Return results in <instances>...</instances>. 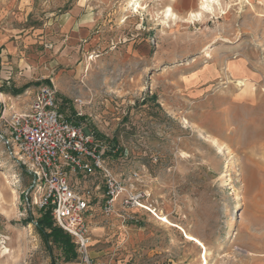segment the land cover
<instances>
[{
  "label": "rangeland",
  "instance_id": "rangeland-1",
  "mask_svg": "<svg viewBox=\"0 0 264 264\" xmlns=\"http://www.w3.org/2000/svg\"><path fill=\"white\" fill-rule=\"evenodd\" d=\"M200 1L0 0V108L51 84L120 149L104 157L124 187L111 212L101 175L78 185L101 264H264V0ZM6 119L0 264H66L35 228ZM132 193L140 206L124 204Z\"/></svg>",
  "mask_w": 264,
  "mask_h": 264
},
{
  "label": "built area",
  "instance_id": "built-area-1",
  "mask_svg": "<svg viewBox=\"0 0 264 264\" xmlns=\"http://www.w3.org/2000/svg\"><path fill=\"white\" fill-rule=\"evenodd\" d=\"M9 78L7 75L6 81ZM7 114L6 140L14 147L13 153L29 177L23 199L38 211L49 209L54 223L73 238L78 259L66 264H101L89 254L86 218L94 198L89 188L80 190L78 185L84 179L93 181L101 175L105 187L103 208L107 213L112 211L115 198L124 187L105 166L108 145L98 139L95 130L70 119L84 115L77 109L74 114H67L51 84L37 86L20 110L7 113L5 106L1 107L0 119ZM96 182L93 184L97 187ZM141 197L142 194L132 193L123 202L140 206Z\"/></svg>",
  "mask_w": 264,
  "mask_h": 264
},
{
  "label": "trees",
  "instance_id": "trees-1",
  "mask_svg": "<svg viewBox=\"0 0 264 264\" xmlns=\"http://www.w3.org/2000/svg\"><path fill=\"white\" fill-rule=\"evenodd\" d=\"M72 113L74 114V110H72ZM82 118L84 117H79L76 121H79ZM70 119L72 120L71 117ZM96 136L99 137L97 132ZM106 144L109 147L106 151V156L115 158L120 155V149L115 143L111 145V142H108ZM38 212L40 215L36 219L35 228L40 233L47 248L49 250H52V247L58 248L62 259L66 263L77 261V247L73 238L54 223L51 219L49 209H40Z\"/></svg>",
  "mask_w": 264,
  "mask_h": 264
},
{
  "label": "bare ground",
  "instance_id": "bare-ground-1",
  "mask_svg": "<svg viewBox=\"0 0 264 264\" xmlns=\"http://www.w3.org/2000/svg\"><path fill=\"white\" fill-rule=\"evenodd\" d=\"M218 0H202V1H200V2H202L201 3V9H203L204 11H209V10H212L211 8H212V6H213V4L215 3V2H217ZM199 6H200V4H199ZM168 9V8H167ZM203 13V12H202ZM202 13H201V15H202ZM190 14V13H189ZM173 15H174V13H173V11L171 10V9H168V10H166V14H165V16L166 17H173ZM191 16V15H190ZM195 16V15H194ZM197 17V16H196ZM191 18H192V16H191ZM231 67H234V64H231L230 65ZM242 83V82H241ZM4 99V98H3ZM13 177H15L14 176V174L11 172L10 173V176H9V178H13ZM14 193V196H13V199H14V201H17L18 200V192L17 191H14L13 192ZM118 199V197H116L115 198V200H117Z\"/></svg>",
  "mask_w": 264,
  "mask_h": 264
},
{
  "label": "crops",
  "instance_id": "crops-1",
  "mask_svg": "<svg viewBox=\"0 0 264 264\" xmlns=\"http://www.w3.org/2000/svg\"><path fill=\"white\" fill-rule=\"evenodd\" d=\"M9 69L11 70V67H4L3 70L1 71V73H7L8 75H10L11 73L9 72Z\"/></svg>",
  "mask_w": 264,
  "mask_h": 264
}]
</instances>
